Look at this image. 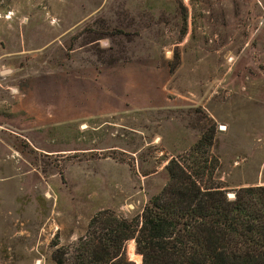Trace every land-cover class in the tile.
I'll list each match as a JSON object with an SVG mask.
<instances>
[{"label": "rangeland", "instance_id": "obj_1", "mask_svg": "<svg viewBox=\"0 0 264 264\" xmlns=\"http://www.w3.org/2000/svg\"><path fill=\"white\" fill-rule=\"evenodd\" d=\"M210 127L228 196L264 186V0H0V264L141 214Z\"/></svg>", "mask_w": 264, "mask_h": 264}, {"label": "trees", "instance_id": "obj_2", "mask_svg": "<svg viewBox=\"0 0 264 264\" xmlns=\"http://www.w3.org/2000/svg\"><path fill=\"white\" fill-rule=\"evenodd\" d=\"M215 140L210 127L172 158L167 185L141 214L104 210L75 245L54 243V263L135 264L126 250L135 241L143 264H264V186L241 187L230 198L217 179Z\"/></svg>", "mask_w": 264, "mask_h": 264}, {"label": "bare ground", "instance_id": "obj_3", "mask_svg": "<svg viewBox=\"0 0 264 264\" xmlns=\"http://www.w3.org/2000/svg\"><path fill=\"white\" fill-rule=\"evenodd\" d=\"M222 130H226L225 126L222 127Z\"/></svg>", "mask_w": 264, "mask_h": 264}]
</instances>
